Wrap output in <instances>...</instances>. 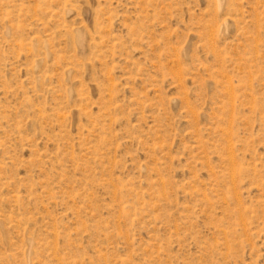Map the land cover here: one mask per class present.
Returning <instances> with one entry per match:
<instances>
[{"label": "rangeland", "instance_id": "rangeland-1", "mask_svg": "<svg viewBox=\"0 0 264 264\" xmlns=\"http://www.w3.org/2000/svg\"><path fill=\"white\" fill-rule=\"evenodd\" d=\"M0 264H264V0H0Z\"/></svg>", "mask_w": 264, "mask_h": 264}]
</instances>
